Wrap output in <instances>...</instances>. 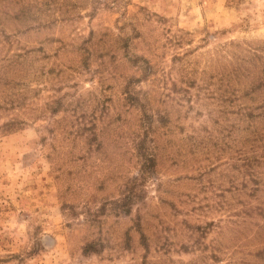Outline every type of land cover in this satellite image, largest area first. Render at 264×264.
Masks as SVG:
<instances>
[{"label":"rangeland","instance_id":"374dc122","mask_svg":"<svg viewBox=\"0 0 264 264\" xmlns=\"http://www.w3.org/2000/svg\"><path fill=\"white\" fill-rule=\"evenodd\" d=\"M0 264H264V0H0Z\"/></svg>","mask_w":264,"mask_h":264}]
</instances>
